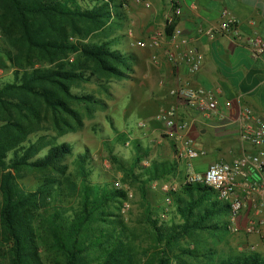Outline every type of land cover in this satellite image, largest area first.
Instances as JSON below:
<instances>
[{
    "label": "trees",
    "instance_id": "obj_1",
    "mask_svg": "<svg viewBox=\"0 0 264 264\" xmlns=\"http://www.w3.org/2000/svg\"><path fill=\"white\" fill-rule=\"evenodd\" d=\"M95 3L89 8L76 0H0V35L8 45L0 50V67L13 72L12 82L0 86V247L7 249V264H264L260 253L218 249L233 215L209 187L180 184L167 195L170 220L160 219L146 185L175 174L177 166L154 159L135 173L149 155L138 141L128 167L109 151L139 184L143 216L132 224L120 213L126 192L92 182L87 149L73 153L70 143L51 142L39 155L46 137H27L40 125L57 134L81 126L72 106L98 102L72 88L91 77L122 78L129 69L132 56L112 49L114 40L73 42L119 16L121 6L112 0ZM70 55H76L72 62ZM24 172L39 175L31 190L18 184Z\"/></svg>",
    "mask_w": 264,
    "mask_h": 264
},
{
    "label": "rangeland",
    "instance_id": "obj_2",
    "mask_svg": "<svg viewBox=\"0 0 264 264\" xmlns=\"http://www.w3.org/2000/svg\"><path fill=\"white\" fill-rule=\"evenodd\" d=\"M98 1L105 2V0ZM112 1L115 5L121 6L119 16L110 17L106 25L90 32L86 39H75L73 42L114 40L112 49H118L122 53H128L132 56V60L129 61V69L122 70L124 72L122 78H101L97 82L95 77H91L90 81L78 85L79 88H72L73 93L90 95L98 102L95 105L72 106L79 112L81 126H73V130L57 134L53 130L41 129L43 126L40 125L32 130L27 137L32 141L38 140L39 136L46 137L39 155H43L47 151L51 142L70 143L73 153L83 152L84 149H87L94 167L91 176L92 182L109 184L126 192L127 198L121 205L120 213L128 218L132 224L143 216L142 194L139 190V184L133 182L132 178L128 177L119 165L112 161L109 151L118 158L120 165L128 167L136 153L133 142L138 141L141 145L140 149H149L148 157L141 159L136 165L135 173H140L141 168L148 167L154 159L159 161L173 160L177 166L175 174L167 175L162 180L146 185V198L151 202L153 211L158 214L160 219L169 221L173 205L171 201L170 203L167 202L169 199L167 195L171 190H177L180 184L184 183L185 162L174 157L172 149L174 143L165 138L163 126L153 121V117L161 110V106H156L153 99L156 98L159 103L160 94L151 90L148 80L144 77V60L146 58L144 59L143 55L139 54L142 48L136 46L138 39L133 36L135 29L142 22L147 21L144 20L145 15H152L154 8L157 9L156 11L161 17V13L166 8V3L165 0ZM76 2L81 7L90 8L95 0H76ZM111 10L113 11L112 8ZM159 17L156 22L162 20ZM6 47L8 45L4 36L0 35V50L6 49ZM75 57L76 55H70L67 60L72 62ZM1 61H5V59ZM38 67L47 68L49 65H35V68ZM12 80V70L1 66L0 86L6 82H12ZM157 84L158 81L155 86L156 90H158ZM164 102L166 101L164 100ZM112 126L116 132L112 130ZM116 134L120 135L121 138H117ZM104 142L108 143V147L104 145ZM71 161L72 157L65 163L69 165ZM24 175L25 177L18 181L19 186L25 190L33 189L39 175L34 172H24ZM164 186H167L166 191L163 190ZM125 204L127 208L123 210ZM245 209L244 207L238 214L230 217L228 233L224 234L225 237L217 247L224 252H230L234 249L264 255V225H261L259 218L254 215L256 208L252 207L246 213ZM250 223L254 230L252 233H246L245 230ZM6 250V248L1 249L0 247V264H7Z\"/></svg>",
    "mask_w": 264,
    "mask_h": 264
},
{
    "label": "crops",
    "instance_id": "obj_3",
    "mask_svg": "<svg viewBox=\"0 0 264 264\" xmlns=\"http://www.w3.org/2000/svg\"><path fill=\"white\" fill-rule=\"evenodd\" d=\"M165 3L166 8L161 17L157 9L153 8L154 13L145 15L144 20L147 21L135 29L133 36L146 44L152 36H161L159 49L149 45L140 47L139 54L146 58L144 77L151 90L160 94L159 103L154 97L153 103L161 106V109L176 106L180 118L189 123L188 135L203 153L191 162L192 167L197 172H203L217 161L234 162L244 154L264 153V147L257 149L243 143L238 129L244 108H249L264 123V54L253 58L243 44L246 36L264 37V0H185L170 35L166 33L168 28L164 24L168 12L167 0ZM223 11L240 22L241 40L234 36H208L200 32L218 25ZM118 12H121V7ZM158 17L162 18L160 22H156ZM175 31L179 35L172 39ZM184 44L203 56L201 67L196 73L189 72L184 63L175 65L165 59L166 52H182ZM157 81L158 90L155 89ZM180 83L211 92L217 103L216 110L203 113L186 105L181 106L169 95V90ZM257 180L252 169L244 170L236 179V192L245 203V213L256 205L254 215L263 222L264 208H258L260 197L249 188Z\"/></svg>",
    "mask_w": 264,
    "mask_h": 264
},
{
    "label": "built area",
    "instance_id": "obj_4",
    "mask_svg": "<svg viewBox=\"0 0 264 264\" xmlns=\"http://www.w3.org/2000/svg\"><path fill=\"white\" fill-rule=\"evenodd\" d=\"M185 0H167L168 12L164 18L165 28L175 25L176 20L181 15V5ZM172 31H174L172 29ZM208 36L223 35L234 36L238 40L242 39L240 31V22L231 17L227 11L221 13V20L215 27H211L205 31L200 30ZM179 35L175 31L172 35L174 39ZM244 46L248 49L251 57L258 58L264 54V37L259 35L246 36L243 40ZM149 47L159 49L161 47V36H152L149 43L138 41L136 46ZM182 52L169 51L166 52L165 59L171 64L184 63L189 72L196 73L199 71L203 56L194 48L184 44ZM156 62V58H153ZM169 95L176 99L180 105H186L188 108L201 111L203 113L214 112L217 103L213 94L203 89H194L186 84H179L175 88L169 90ZM153 121L163 126L165 138L174 144V155L177 159L185 162L184 183L201 184L209 187L217 192V199L229 206L233 216L238 214L244 207V201L237 196L236 179L246 169H252L258 180L249 186L251 192H256L259 197V206L264 208V153L262 151L253 155L244 154L242 158L234 162L217 161L212 163L205 171L197 172L191 165V162L199 158L203 153L198 149L192 138L189 137L190 125L187 121H183L178 113L176 106H169L161 109L154 117ZM239 138L243 143L249 144L253 148L261 149L264 147V123L255 117L249 108H244L240 114L239 122ZM167 190V186L163 187ZM170 203V200L167 199ZM256 203V202H255ZM253 203V204H255ZM257 210V206L254 205ZM127 208L125 204L123 210ZM264 225V221L261 222ZM254 230L252 224L246 228L247 233Z\"/></svg>",
    "mask_w": 264,
    "mask_h": 264
}]
</instances>
